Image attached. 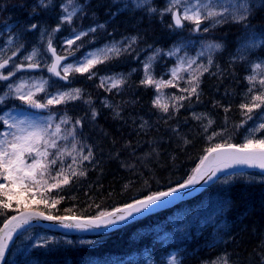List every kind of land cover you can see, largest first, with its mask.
<instances>
[{
	"label": "trees",
	"instance_id": "16d2710c",
	"mask_svg": "<svg viewBox=\"0 0 264 264\" xmlns=\"http://www.w3.org/2000/svg\"><path fill=\"white\" fill-rule=\"evenodd\" d=\"M262 18H264V12L254 15L250 19L252 28V24L259 22ZM135 19L137 17L132 14V28H134L132 31L139 39L143 42L152 40L158 43L159 39L153 37L147 30L144 33V30L135 25ZM123 21L128 23L125 16ZM217 31L216 37L232 39L249 30L242 25L239 27L228 25ZM221 69L224 71V64ZM223 71L214 81L206 80V77L202 80L200 87L202 93L198 104H193L196 106L195 111H202L215 120L216 123H213L212 130L208 131L209 135L215 130L223 131L224 135L221 139L231 140L229 142L236 144L240 109L237 94L239 90L240 93L243 90L241 88L243 82L238 69L235 71L240 75L239 79L236 78V73L226 75V71ZM82 80L85 79L81 78L80 81ZM233 80L235 84L238 83L232 85ZM127 85L123 102L130 103L135 108H141L145 117L155 123L156 119L152 117L148 109L150 106L148 90H142L132 82ZM90 90L93 94L98 92ZM234 93L236 96H233ZM118 99L115 98V103L119 106ZM62 112L70 118L65 127V134L68 137L67 142L65 141L67 145L62 149L71 151L73 137L69 135V132L73 130L77 148V151L73 153L77 158V164H73L72 156L63 157L64 175L70 177L69 183H62L63 176L57 177L56 173L60 171L58 162L46 180L49 185L60 181V186L41 192L30 189L26 193L19 188H12L14 193H19L18 197L12 200L13 209L17 208L19 201L20 210L27 207L60 217L93 218L101 211H111L154 192L176 186L194 169L198 158L206 154V149L215 146L207 140L205 133L198 126L191 123L187 115L188 110L185 114L182 109L176 115L178 120L174 126L170 124L159 128L153 127V131L167 134L165 139L160 138L157 132L145 134L147 128L141 130L138 125L139 121L133 119L130 114L126 119L113 117L111 120L108 117L109 122L105 123L103 119L107 117L97 115L93 119L89 109H86L85 114L80 115L76 110L65 106L62 107ZM76 119L81 121L80 128L75 124ZM156 123L160 124V122ZM61 144L63 142L59 143ZM89 149L93 153L90 160L80 162L81 154L87 155ZM68 165H72V168L78 171L82 170L84 175L72 176ZM41 195L47 198V204L38 202ZM227 197L233 216L230 217L227 213L224 222L233 223L229 224L227 233L219 236L225 244L220 249L213 246L216 242L212 238L209 240L206 238L204 252L193 257L191 262H202V258H214L216 254L218 256L222 253L227 254L232 264H261V258L264 256V243H262L264 242V184L234 185L228 189ZM0 199L6 198L0 197ZM53 200L60 202L53 204ZM0 212H3V215H0V228L6 217L18 213L4 209H0ZM243 226L251 239L238 235ZM170 232L172 229L164 216L158 218L148 215L121 225L106 234L107 236L103 239L99 235L71 234L74 240L72 243L61 241L48 248L41 247L35 251V254L38 259L49 261V264H86L97 261L104 264L110 261H116L115 263L119 264L128 263L127 261L136 263L141 254L152 252L151 250L154 254L160 252L162 250L161 241H166ZM79 236H96L101 239L97 240V243L83 246L77 243L76 239ZM115 243L121 245L117 244L122 249V254L115 248ZM111 249L119 253V258L108 259L107 253Z\"/></svg>",
	"mask_w": 264,
	"mask_h": 264
},
{
	"label": "snow or ice",
	"instance_id": "6c2138e0",
	"mask_svg": "<svg viewBox=\"0 0 264 264\" xmlns=\"http://www.w3.org/2000/svg\"><path fill=\"white\" fill-rule=\"evenodd\" d=\"M115 3L116 0H113ZM184 2V0H168L167 6L158 10L153 6V0H130L131 9L140 11L146 10L149 15L155 14L159 11L161 17L165 14L170 13L172 17V24L175 28L180 29L184 27V21L191 22L195 25L193 31H199L200 25L205 20L213 21V27L217 24L226 23L228 19L231 18L232 22L242 25L246 30V34L241 37V43L238 48V52L241 55L239 59H245L246 53L254 51L258 48H264V31H256L252 28L250 23V18L254 15V9L264 7V0H192V2L185 4L183 11H179V6ZM53 6V0H37V3L33 6V12L35 13L37 8L48 9ZM83 5L79 3V0H62L60 4L61 16L60 24L53 29V32L60 31V25L62 24H72L75 17L83 12ZM129 0H125L124 9H128ZM124 9H118V11H123ZM116 15V13H112ZM172 25H170L171 27ZM98 28H103L104 25H97ZM97 27H90L87 32H95ZM38 25L32 23L28 27V31L36 30ZM209 29L206 27L204 31L207 32ZM87 32H80L75 35L74 39H68L66 41L67 45L71 47L76 40H80L83 36L87 35ZM44 33L41 32V36ZM136 37H132L128 45L131 48L133 44L136 43ZM11 43V41H9ZM22 47V46H21ZM223 47L220 43H209L206 49H203L198 55H203L204 51H207L209 55L208 66L197 65V69L190 73L187 83L188 88L180 89L181 92L187 93V96L181 95L179 97H173L172 99L176 103L172 104L171 107L176 111L183 105L180 101L185 99H190L195 96L199 99V88H200V76L204 72L208 71V67L212 65V55L215 51L221 50ZM128 49H121L116 46L107 47L104 49H98L94 53H88L83 60L77 61L76 64H63L62 61L66 60L67 57L61 56L57 53L56 49L53 47L51 37H49V42L47 45V51L52 56V62L47 65V71L53 76L58 77L60 80L68 81L71 73H89L92 68L97 64L104 63L106 60L111 58V55H120L122 51H127ZM180 50V46H174L173 49L169 50L165 55L173 56L176 51ZM19 51V47L17 48ZM17 51L12 52V57L17 55ZM160 50L157 49L153 56L148 58V62L144 64V78L141 80V84L145 86H155L156 91L159 93L162 87H176L174 81L182 79L178 74L181 71H188L192 68V65L196 63L195 58H189L187 60V67H185V61L183 58H177L179 63L176 67L171 69L172 80H155L151 75L150 68L151 62L156 59L159 55ZM39 55L36 48L32 52L25 56L24 59L29 61L27 67L29 69H36L40 67L39 62L34 58ZM12 57L6 59H0V69H5ZM16 71L22 69V65H15ZM264 71V61H260L253 66V74L246 77L250 84L257 80V71ZM14 75L13 72H9L8 75L0 74V81H7ZM92 78L91 75L88 77ZM108 84L107 90L119 89L120 86L125 83L122 77H107L101 78V87ZM258 83L261 87H264V78L259 79ZM48 81H43L41 83H34L30 87L21 82L15 86L11 83L7 85L11 92L15 93L14 99L21 101L23 104L29 105L35 109H46L49 106H55L69 101H75L81 99V89L74 88L70 91L57 92L51 95L50 98L46 100V103L39 102L35 97L37 93L45 91V85ZM27 88V91L24 89ZM253 89L250 88L249 92ZM8 93L4 96H0V104L4 103ZM252 101L255 102L251 105L242 104L241 108L246 109L247 113H251L254 108H261L264 105V92L260 94L253 95ZM88 101H85L87 103ZM153 105L159 107L163 112L167 113L169 111L170 105L168 103H161V97L158 95L153 101ZM110 107V105H105ZM227 111V109H226ZM118 116L119 113L117 112ZM97 112L92 111V118L95 119ZM195 119H200V116L194 114ZM248 119H252V116H248ZM0 120L3 121L4 126L8 131L0 132V197L6 199H0V209L12 210L18 212V215L11 217H6L4 220L3 228H0V260L5 259L6 250L9 248V242L12 241L14 233H16L22 226L28 225L32 221H50L56 222L59 227L70 229H89V228H108L113 225H117L121 222H126L134 214H142L145 210H151L153 206L163 207L165 204L169 203L171 199H179L185 193L186 190L192 188L195 185L204 181L211 180L216 177L217 173L224 172L227 169H231L235 166H247L251 169H258L261 173H264V138L254 137L251 134L245 139V142L239 145L232 143H217L215 146L208 147L206 149V154L201 157L199 164L193 169V172L186 180L178 183L174 187H170L166 191H157L150 195L145 196L142 199H136L133 203H128L123 207L114 209L113 211H101L97 216L88 220H79L75 217H60L54 216L52 214H45V212L40 210H31L25 207L24 210H20L19 201L17 202V208H12V200L18 197L19 193H14L12 188H19L23 192H28L30 189H35L38 192L50 191L52 188H57L60 186V181L57 183L48 184L45 179L47 175H50L51 170L59 162L60 171L56 173L57 177L63 176L62 183L68 184L70 177L64 175V161L63 157L65 155L72 156L73 164H77V158L73 153L77 151L75 144V132L74 130L69 132V135L73 137V145L71 151L62 149L57 143L58 139L66 140L67 137L61 135L62 129L61 124L69 123V118L67 116L61 117L60 123L55 125L54 130L51 132L48 129L51 127L52 116L48 117L47 127H37L32 124H28L27 127H21L24 121L17 122L13 118L9 117L7 113L0 116ZM212 121L209 120V125ZM76 125H80L81 121L77 119L75 121ZM13 129L15 131H13ZM259 130H264V121H262L259 126ZM207 131V127L205 128ZM253 132L257 129H253ZM218 135V133H213V136ZM11 137V139H9ZM187 142V141H186ZM55 149L54 152L50 151ZM81 149V153H82ZM35 154L31 164H25L26 154L31 156ZM93 153L89 149L87 155L80 156V162L90 160ZM71 170V175L83 176L84 172L82 170H77L72 168V165H68ZM207 178V179H205ZM40 203H48L47 198L41 195ZM59 200H53V204H58ZM223 211V209H221ZM3 215V212H0ZM72 222L69 223L68 221ZM264 243V242H262ZM43 247L44 245H39ZM168 264H181V261L177 258L175 254L171 256L168 260ZM212 264H230L227 254L222 257H218L217 260L212 261ZM261 264H264V256L261 258Z\"/></svg>",
	"mask_w": 264,
	"mask_h": 264
},
{
	"label": "rangeland",
	"instance_id": "374dc122",
	"mask_svg": "<svg viewBox=\"0 0 264 264\" xmlns=\"http://www.w3.org/2000/svg\"><path fill=\"white\" fill-rule=\"evenodd\" d=\"M86 1L90 2L91 0H86ZM61 2L62 0H55L57 11L60 9ZM120 2L121 1H116L115 3L112 2L113 4L112 10L109 11V14L108 13L105 14V17H109L108 20L114 17L112 13H115V11L117 12L118 9H124V3L123 2L120 3ZM190 2H192V0H184V2L179 6V11L182 12L185 4L190 3ZM165 4H168V1H166ZM166 6H163V9ZM54 7H55V4H53V6L49 7L48 9H51V8L53 9ZM17 8H18L17 11L20 12V14L23 13L20 6L17 5ZM258 11H259V8L254 9V15ZM168 15L171 16L170 13H167L163 17L168 16ZM18 16L19 14H17L15 11V8L12 7L5 14L4 21L3 22L0 21V59H6L8 57H12V52L17 51V48L19 47V51H17V55L15 57H12L9 65L5 69H0V74H3V75H8L9 72L14 73V75H12L9 78V80L3 81L5 82V85H4L3 90L0 92V96H4L5 93H8V95L6 96L4 103L0 104V109L2 110L0 116H3L5 113H7L9 117L13 118L17 122L24 121V124H22L21 127H27L29 123L34 126L40 127L36 121L24 117L21 114V112L17 110L16 107L18 105L27 106V107H30V106L23 104L19 100L14 99L13 97L15 93L11 92V90L8 89L7 85L11 83L15 86L16 84L24 82L30 87L34 83H41L43 81H48V84L45 85V91L37 93L35 97L39 102H42V103H46V100L50 98L51 95H54L57 92L70 91L71 89H74L71 86H67L63 80H60L58 77L53 76L51 73L47 71V65H50L52 62V56L47 51L49 37H51L53 47L55 46L58 54L69 57V59L63 64H69V63L76 64L77 61L83 60L88 53H94L98 49H104V48L112 47V46H116L122 49V47L118 45V41L113 42L109 38L110 40L99 43L97 47L96 45L87 46V49L83 52V54H79L80 48L82 46H80L78 43L86 35L83 36L80 40H76L75 43L71 47L67 45L66 41L70 38L74 39L75 35L82 31L87 32V30L90 27H97V24L95 22L87 23L85 27L79 30L77 29L74 30L71 24H67V23L62 24L61 28L66 29L65 31L66 33L61 32V29H60L58 33L62 36L60 37L58 34H51V33L49 34L48 32H46L42 24L44 22L42 21L34 22L35 19H32L28 15L24 17L25 21L24 23H22L23 26L21 24L16 25L17 23L16 20L18 19ZM157 17L159 20L164 19L163 17L160 16V14H158ZM252 17L250 19H252ZM32 23H36L38 25V28L26 34V32L28 31L29 25ZM168 23H170V21H168ZM184 23L187 26L190 25L189 28L190 27L193 29L195 28V25L191 22L184 21ZM226 23L228 25H233V26H238V27L240 26V24H236L232 22L231 18H229L228 22ZM226 23L217 24L213 27V21L205 20L201 23L199 31L192 32L191 30L190 31L173 30L171 31V33L168 34V36H170L169 41L170 40L171 41L167 42V46L165 48L157 47V48H154L153 50L146 51L143 54V56L138 61H136V64L134 65V67L131 66L130 69H125V70L116 69L114 71L104 72L101 76H99V81H100L99 83L101 84V78H107V77H115V78L122 77L124 81H127L130 78V76L135 73H138V77L141 81L144 78V64L148 62V58L153 56V54L156 52L157 49L160 50V53L156 57V59L151 62V68H150L151 75L153 76L155 80H165V81L172 80L171 69H173L174 67L178 65L179 63V60L177 59L178 57L184 59L185 67H187V60L189 58H195L196 63L193 64L192 68L188 69V71L197 69V65L208 66L209 55L207 51H204L203 55H198V53H200L203 49H206V46L209 43H220L223 45L222 49L219 51H215L213 53L212 65L208 67L207 72H204L203 75L200 76V87H201L202 80L205 77L207 78L210 75H213L216 67H220V65L222 66L224 64V67L226 69L228 65L232 66L231 68L234 70V73L236 74L238 72H236L235 69H238L240 71V75L242 78L245 72L246 73L245 74V85L244 83L242 84L240 83L241 88H243V90L241 91V93L239 90V93L237 94L238 95L237 101L239 102L238 105L240 106V109H239V125L237 126L236 133H239V136L236 135L235 142L238 145L244 143L245 139L249 137L250 134L254 137L264 138V130L258 129L259 124L262 121H264V105H262L261 108H254L251 113H247L246 109L241 108L242 104L251 105L255 103L252 101V96L260 94L261 92H264V87H261V85L258 83L259 79L264 78V71H259V70L257 71L256 73L257 80L253 82L255 85L254 87H253V84H250L248 80L246 79V77L253 74V66L256 63H259L260 61H264V48H258L254 51H250L244 54L246 57L245 59H239L238 57L241 55V53L238 52V48H239L240 43L242 42L241 37H243L246 33L238 35V36L236 35L232 38L236 41L233 48L225 54L224 61L217 63L216 55L220 54L225 49V45L222 41L217 40L218 37H216L215 35L218 32L217 30L219 29L217 27H220ZM252 25L256 31H264V18L260 19L259 22L254 23ZM206 27L209 30L207 32H203L204 28ZM100 29L101 28L97 27V30L95 32H87L88 38H90V40H88V38L87 40L89 41L90 44H92V42L97 37H99ZM211 29H213L211 31L213 33L210 34ZM41 32L44 33L43 36H41ZM144 32H146V30H144ZM11 33H14V34L10 36L9 34ZM22 35H23V39L26 37L27 45L26 43L23 44L22 41L20 42V40H23L21 39ZM30 40L31 42H29ZM9 41H11V43H9ZM37 41H38V44H36ZM178 45L180 46V50L176 51L173 56L165 55V53L173 49L174 46H178ZM34 48H36L39 52V55L35 57L34 59L37 62H39L40 67L36 69H29L27 67L29 61L24 59V57L29 55ZM121 54H124V53H120V55ZM111 57H115V55L112 54ZM17 64L22 65V69L20 71H16L15 69V65ZM241 68H243L244 71ZM181 72L178 74L179 76L180 74H182ZM220 73H221V70L219 74ZM75 75H76L75 72L70 74L71 77H74ZM89 75H91L93 78L92 73H90ZM229 79H233V78H229ZM179 80L180 79L174 81L177 85L176 87H162L159 93L156 91L155 86H146L149 90L148 92L150 95V102L152 103L153 108L157 110V112L159 113V116L162 118H169L171 116L170 113L175 112V109L171 107L172 104L176 103V101L172 99L173 97H179L181 95L187 96V93L180 91V89H182L183 87L182 85L177 84ZM231 84L236 85L234 80L231 82ZM143 86L144 85L141 84L140 88L142 89ZM104 87H105L104 91H99L95 93H100L103 95L104 93H106L107 97H104L102 101L104 105H110V107L108 108H112L116 105V103L110 99L111 97L119 98L118 101H120L125 96L124 90L126 88L123 87V84L120 86L119 89H112L111 91L107 90L108 88L107 83H105ZM250 88L253 89L252 92H249ZM24 90L27 91V88ZM199 91H200V88H199ZM152 93L153 95H151ZM158 95L161 97V103H168L170 105L169 111L167 113L163 112L159 107H156L153 105V101L156 99ZM10 100L15 101V103H9ZM184 101L185 100H183V102ZM181 102L182 101H180V104L183 103ZM45 110H47V108ZM194 114L196 116H200L201 118L195 119ZM248 116H252V119H248ZM192 118L198 124V126L202 129V132L205 133L206 137L208 138L207 140L212 142V145L217 144V143H223L221 139V136L224 135L223 131L215 130L210 135L207 132L208 128L210 127L209 120L212 121L211 124L213 123L215 124L216 123L215 120H212L207 114H205L202 111L193 112ZM147 124L148 122L147 120H145V122L141 123V126L145 127ZM206 127H207V131H205ZM253 129H257V131L253 132L252 131ZM4 131H8V129H6V127L4 126L3 121L0 120V132H4ZM13 131L15 130L13 129ZM213 133H218V135L213 136ZM9 139H11V137H9ZM226 142H229V141H226ZM34 158H35L34 153L31 156H28L26 154L25 164H31ZM243 183L244 184L264 183V176L255 175L254 172H251V173L237 172V173H234L231 175H225L224 177L219 178L218 180L214 182V184L208 190L203 192L197 199L193 201L194 203L193 206L192 204H188V203L184 204L182 203L183 201H180L175 204L176 205V207L174 208L175 214L177 215V219L180 220L179 223L185 224L187 228L190 227L192 223H195L194 230L196 231V233L198 231L204 232L205 229L216 220L217 215L219 214L221 209L224 206L228 205L229 199L226 197L228 189L234 185L243 184ZM182 197H185V196L182 195ZM156 213L157 211L150 213L149 216L156 214ZM68 222L71 223L72 221L69 220ZM232 223L233 222L229 221V224H232ZM56 227L62 228V227H59L58 225ZM187 228H186V231H187ZM187 234L189 235L190 232L188 231ZM200 234L201 233L198 232L196 237H199ZM219 236L220 235H216L213 238V240L217 244L220 242H223L220 240ZM61 238L66 239V241L69 240L70 242L73 240L68 237L56 236L43 229L42 230H36L34 228L28 229L16 241L13 249L10 252L7 263L9 264L10 261H12L14 258L19 256L22 258L24 264H37L36 260L32 257L33 249L38 248L39 245L41 244L46 245L53 241H59ZM79 238L80 239H77V241L84 243L83 245L94 244L95 242L97 243V240H99V238H82V237H79ZM173 254L174 253H171L167 257H165L163 262L156 263V262H152L144 258L139 262V264H168V260L171 258ZM217 258L209 260L204 264H212V261L217 260ZM91 263L94 264L95 262H91Z\"/></svg>",
	"mask_w": 264,
	"mask_h": 264
},
{
	"label": "bare ground",
	"instance_id": "6f19581e",
	"mask_svg": "<svg viewBox=\"0 0 264 264\" xmlns=\"http://www.w3.org/2000/svg\"><path fill=\"white\" fill-rule=\"evenodd\" d=\"M116 1H121L120 3H122V2L125 3V0H116ZM166 1H168V0H153V6L156 7L158 10H162L163 6L167 5V4H165ZM112 2H113V0H101V1L96 0L95 4H89L86 0H79V3L84 6L83 7V12L81 14H79L77 17H75L73 22H76V21L82 19L80 21V24L83 27L86 26L87 22H89V23L95 22L97 25H100V24L103 23L102 25H104V27L100 29L99 37H97L92 42V44H90L89 41H88V40H90V38H88V35H86L84 38H82L79 41L78 44L80 46H82L80 48L79 54H83V52L87 49V46H89V45L90 46L91 45H93V46L96 45V47H97L99 45V43H101L103 41H107V40H110V39L113 42L114 41H118V45L120 47H122V49L127 48L128 50L121 52V53H124V54L115 55V57H113L112 64L118 70L130 69V67L126 66V64L123 61V58L127 54L132 55V60L135 59L137 61L138 57H142L143 54L146 51H149V48L152 49V50L154 48H157V47L165 48L167 46V42L170 39V36H168V34L171 33V31H173V30H179V31L180 30H182V31L186 30V31H189V26L190 25L187 26L185 23H184V27L180 28V29L175 28L174 25L170 27V25H172V22H171L172 17L169 16V15L163 17L164 18L163 20L160 19L161 20L160 21L158 19V17H157L158 14H159V11H157L154 14L155 15L154 16L153 14L149 15L146 12V10H140V11L132 10L131 9V4H130V0H129L128 10L131 13V15L133 13L137 17V19H135L136 20L135 25L141 30H147L153 37L159 39L158 43H156V42H154L152 40H146V41L143 42L132 31V29H134V28H132V16H129L126 13H124L125 19L128 21V23L123 21V17H124L123 15L118 16L116 18V20H114V21L111 20V19L108 20L109 17H103L102 16L104 13H106L107 11L112 9V7H113ZM36 3H37V0H9L6 3V6L9 7V8L14 7L15 10H17L18 9L17 5H18V6L21 7V10L23 12V16L28 15L32 19L41 18L42 20H46L45 21V30H46V32H48V33L53 32V29L56 28L58 24H60L61 9H59L58 11H56L55 13H53L50 16H49V14L47 12L41 10V8H37L36 12L34 13L33 12V6ZM54 10H57L56 6L54 7ZM260 12L261 13L264 12V7L259 8V11L256 14H258ZM1 13L2 12L0 11V14ZM168 21H170V23H168ZM61 26L62 25H60V28H61ZM225 26H228V24L226 23V24H224V25H222L220 27H217V28L220 29V28H223ZM211 31L212 30H210V32ZM61 32H63V31L61 30ZM27 33H30V31H27L26 34ZM58 33H59V31L57 32V34ZM13 34L14 33H11L9 35L12 36ZM58 35L60 37H62L60 34H58ZM132 37H136L137 38L136 39V43L133 44L131 46V48H128V45H129ZM87 38H88V40H87ZM21 39H23V35H22ZM24 39H26V37ZM217 40L222 41L224 43V45H225V49L220 54L216 55V61L218 63V62L224 61L225 54L227 52H229L233 48V46H234L236 41L234 39H224V38H220V37ZM29 42H31V40ZM36 44H38V41H37ZM54 48H55V46H54ZM231 67L232 66H229V65H228L227 69L224 67V71H226V75H234V70ZM241 69L244 71L243 68H241ZM195 70L196 69H193V70H190V71H185V72L182 71L181 72L182 74H180L182 79H180L177 84L178 85H182L183 88H188L189 84L187 83V81L189 79V75H190V73H192ZM220 70H221V72L223 71L221 69V65H220V67H216V69L214 71V74L210 75L208 78H206V80L207 79H210L212 81H214V79L216 80V78L218 77L217 74H219ZM107 71H113V70L110 67V65L107 64V61H105L104 63L97 64L94 68L91 69V73L93 74L94 80H82V81H80L79 79L70 76L69 80L67 82L64 81L67 86H71L73 88L81 89V99L75 100V101H69V102H67V106H69V108L71 110H74V111L76 110V112L78 114H80V115L81 114H85L86 113V109H89V112L91 113V115H92V111L95 110L97 112V115H100V116H103V117H107L106 119H103L105 121V123L109 122L108 121V117L111 120L113 119V117H115V118L122 117V118L126 119L127 116L130 114V115H132L133 119H137L139 121V123L138 122L137 123L140 126L141 130H146V128H147V130L144 132L145 134H148L149 132L150 133L157 132V131H153L154 130L153 129L154 126H155L154 128L164 127V126H168L170 124H172V126H174L176 124V121L178 120V119H176V115L179 114L182 109H183V111H185V114H186V112L188 110L189 113L187 112V115L189 116V118L191 120V123L193 125L198 126V124L192 118V113L195 112V109H194L195 105L193 103L198 104V99L195 96H192V98H190V99H185L184 102L182 101L183 103L182 102L181 103H182L183 106L179 108V111L175 110V112L170 113L171 116L169 118L160 117L159 113L157 112L156 109L153 108L152 103L150 102V106L151 107L149 106L148 109L151 112V114L153 115L152 117H154L156 119L155 123H153L150 118H146L145 117L144 112H143V110L141 108H135L134 106H132V104L123 102L122 99L119 102H117L119 104V106L116 104L117 105V106L115 105L116 107L115 106L112 107V108L106 107L103 104V101H102V99L104 97H107L106 93H104V95L100 94V93H94L93 94L90 89H92L93 91H98V92L105 90V87H101L100 86L101 84L99 83L100 82L99 81V76H101L104 72H107ZM245 74L246 73L244 72L243 78L241 77V81H243L244 85H245ZM239 77H240V75L237 74L236 78L239 79ZM130 82H132V84L135 83V85L137 87L141 86V81H140L139 77L136 74L133 75V76L131 75L130 78L127 81H125V83H123V87L126 88L128 86L127 84L130 83ZM201 86H202V83H201ZM142 90H146L147 91L148 88L144 85L142 87ZM124 91H127V89H125ZM201 93L202 92L199 91V96L201 95ZM151 95H153V93ZM233 96H236V93H234ZM110 99L115 102V97H111ZM85 101H88V102L85 103ZM117 112L119 113L118 116L116 115ZM145 120H147L148 124L145 127H142L141 123L145 122ZM131 121H132V119H131ZM156 122H160V124L157 125ZM212 128H213V124L210 125V127L208 128V131L212 130ZM157 135L160 138H162V139H165L166 136H167V134L160 133V132H157ZM236 135L239 136V133H236ZM226 141H230V140H222L223 143L226 142ZM229 143H231V142H229ZM236 145H238V144H236ZM138 149H140V147ZM177 151H179V149H177ZM200 157L198 158V160L196 162L197 164H199V162H200V159H201ZM192 172H193V170L188 174V176H190L192 174ZM182 174L185 175V173H183V172H182ZM188 176L185 177L183 180H181L179 183H181L184 180H186L188 178ZM216 178H218V176ZM215 180H217V179H215ZM243 185H250V184H244L243 183ZM194 187L195 186H193L192 188H190V189L185 191V193L183 195L187 196V197H184V198L182 197V199L180 200V201H183L182 203H184V204L188 203L189 196L191 195ZM168 189L169 188H167L165 190H168ZM165 190H163V191H165ZM190 204H192V206H193L194 205L193 201ZM175 207H176V205L173 206V204H172V206L166 205V206H163V207H158L157 210H156L157 213L153 214V216L158 217V218L160 216H164L165 219L168 221L169 226L172 227L171 229L174 230V231L178 230V234H180L181 239L184 242L193 245L192 247H187L185 249L184 256L187 257V260L184 263H182V264H200L199 262H197V263L191 262V260H192L191 256L197 257V256H199L200 253L204 252L205 240L203 238L194 237V236H192L190 234L189 235L187 234L186 225L183 224V223H179L180 220L177 219V215L175 214V209H174ZM228 207H229L228 214L231 217V216H233V214L230 212V201L228 202ZM113 210H111V211H113ZM190 226H195V223H192ZM118 227H120V226H115L112 230H110L108 232L102 231V232L99 233V236L104 238V237L107 236L106 234L111 233L112 231H114ZM173 227H175V228H173ZM182 227H184V228H182ZM220 234H222V233L219 232L218 235H220ZM238 235L243 236V237H247L248 239H251V237L248 236V234H246L244 226L241 227ZM54 244H58V242H56ZM117 244L120 245L119 243H115L114 246H116L115 248H117L118 252L120 254H122L123 252H122V249L120 248L121 245L118 246ZM224 244H225L224 242H220V243L217 244V247L221 249V247ZM217 250H219V249H217ZM151 251L153 253L152 252H148L146 255H144V257L146 259H148L149 261H152V262H163V260L165 258V254L164 253L158 252V253L154 254V251L153 250H151ZM119 253H117L116 250H114V249L109 250V253H107L108 259L109 260H113V259L119 258ZM221 254L222 253H220V255H218V256L219 257L222 256ZM215 257H217V254L215 255ZM39 259H38V257L35 258V260L38 263L49 264L48 263L49 261L43 260L42 258H39ZM208 259L212 260V258H205V259L202 258L204 263H206L208 261ZM118 261L119 260H117V262ZM140 261H138L136 264H139ZM115 262L116 261H110L109 263L108 262L107 263L108 264H119V263H115ZM127 262L128 263H125V264H132V261H127ZM86 264H91V263H86ZM95 264H104V263L97 261ZM230 264H232L231 261H230Z\"/></svg>",
	"mask_w": 264,
	"mask_h": 264
},
{
	"label": "water",
	"instance_id": "95a60500",
	"mask_svg": "<svg viewBox=\"0 0 264 264\" xmlns=\"http://www.w3.org/2000/svg\"><path fill=\"white\" fill-rule=\"evenodd\" d=\"M246 170H258V169H251V168H248L247 166H235V167H233V168H231V169H227V170H225L224 172H219V173H217L216 177L219 176V175H222V174H230V173H235V172H238V171H246ZM258 171H259V170H258ZM263 174H264V173H263ZM216 177H213L211 180H208L207 183H205L204 181H201L200 184L195 185V187H194V189H193L191 195L194 194V193H196V192H198L199 190L203 189V188H204L205 186H207L208 184H210V183H211ZM205 179H207V178H205ZM185 197H187V196H185ZM183 198H184V197H183ZM181 199H182V197L179 198V199H171V201H170L169 203L165 204L164 206H166V205H171V204H173V203H175V202H177V201H180ZM157 208H158V207L153 206V207L151 208V210H145L142 214H134V216H133V217H130L128 220H131V219H134V218H137V217L143 216L144 214L149 213V212H151V211H153V210H155V209H157ZM128 220H127V221H128ZM43 223H44L45 225H47V226L49 225V226H52V227H56V226L58 225L56 222H50V221H43V220H40V221H32V222H30L28 225H24V226H22V227H21L16 233H14L12 241L9 242V248L6 250L5 257H6V255H7L8 250L10 249L12 243L14 242L15 238L18 236V234H19L22 230H24L26 227L33 226V225H37V224H38V225H43ZM121 223H123V222H121ZM121 223H119V224H121ZM119 224H117V225H119ZM117 225H113V226H110V227H108V228H99V229H95V228H89V229H83V230H82V229H76V228H70V229H65V228H63V229H65V230H72V231H80V232H96V233H100V232H102V231L108 232V231L112 230V229H113L115 226H117ZM4 260H5V259H4ZM4 260H0V264H3V263H4Z\"/></svg>",
	"mask_w": 264,
	"mask_h": 264
}]
</instances>
